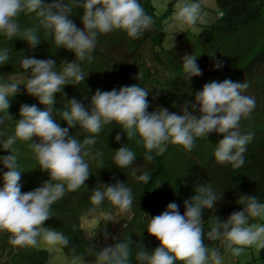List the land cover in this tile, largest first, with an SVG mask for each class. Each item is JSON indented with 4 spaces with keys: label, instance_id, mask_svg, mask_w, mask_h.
<instances>
[{
    "label": "clouds",
    "instance_id": "9594fccd",
    "mask_svg": "<svg viewBox=\"0 0 264 264\" xmlns=\"http://www.w3.org/2000/svg\"><path fill=\"white\" fill-rule=\"evenodd\" d=\"M83 8V29L69 18L73 10ZM174 19L183 25L195 26L203 18L200 2L178 0ZM21 14H35L39 27L45 30V37L52 36L55 45L75 53V61L65 62L60 71L56 70L54 59H36L23 57L21 68L28 73L27 82L0 84V126L13 120L9 114L10 98L20 93L21 86L28 95L38 98L46 106L40 110L35 105L24 104L20 108V119L15 121L14 134L6 139L0 138V146L10 154L0 156V163L7 169L3 172V186L0 187V231L10 233V243L19 247L35 248L42 241L47 245L68 247L70 239L63 233L44 227V222L53 217L52 206L60 201L66 192H76L85 187L92 175L90 164L85 157L100 160L102 152H95V137L104 126L115 123L126 134L128 141L143 143L146 152L144 159L154 162L163 155L167 144L178 145L191 152L196 140L204 139L210 133L222 134L216 145L214 156L217 163L231 165L240 169L245 164L247 145L252 140L251 133L240 131V121L249 118L256 102L245 95L249 85L244 82L211 81L195 93V103L189 102L181 109L182 114L170 113L167 108H158L149 112L148 96L150 90L133 85L123 86L117 91L96 90L91 96L90 110L75 98L67 99L63 91L66 85L84 83L86 73L79 63L94 60L98 36L122 30L133 39H139L144 32L155 25V18L147 14L138 0H0V35L8 40L18 37L28 42L34 49L40 44L38 27L21 29ZM197 55L185 54L183 59L184 79L201 76L196 62ZM10 49L0 50V66L8 64ZM216 61L215 68H222ZM89 74H87L88 77ZM139 78V76H138ZM61 94L66 102L64 108L56 109V94ZM155 98V97H154ZM198 111V115L193 114ZM55 113V116H54ZM56 115L67 122L61 127ZM79 128L89 135L82 141L75 135H69V129ZM7 135L0 130V137ZM39 142H33V138ZM116 141L121 140L117 133ZM17 140L27 143L35 153L40 169L49 174V180L33 191L22 192L21 171L18 163L19 151L15 147ZM136 153L128 146L120 147L113 158L119 169L130 168L135 164ZM102 164V160H100ZM135 175V169L133 170ZM151 177L147 172L139 176L145 183ZM92 191L90 201L95 212L107 201L121 213L128 212L134 202L132 189L126 183L102 184ZM195 195L184 201L185 212L181 215L175 202L167 205L161 214L149 219L147 231L160 241V246L149 252L141 246L135 259L139 264H223L220 248L209 247V241L219 240L226 251L239 256L244 248L256 246L264 248V226L250 223L257 218L264 219V203L257 196H240L242 211L232 213L224 221L213 216L210 230L205 237L204 209H215L222 199L210 184L196 186ZM107 238V235L105 236ZM73 253V264L81 257ZM89 255L97 257L99 264H131L132 247L130 239L118 242L115 246H106L98 252L88 249Z\"/></svg>",
    "mask_w": 264,
    "mask_h": 264
},
{
    "label": "trees",
    "instance_id": "16d2710c",
    "mask_svg": "<svg viewBox=\"0 0 264 264\" xmlns=\"http://www.w3.org/2000/svg\"><path fill=\"white\" fill-rule=\"evenodd\" d=\"M174 1L169 0L168 6L157 13L151 0H138L147 14L155 18L153 28L145 31L139 39L130 38L122 30L99 35L92 63L76 61L86 73L84 83L66 85L63 91L68 100L75 98L90 110L91 96L97 89L102 92L113 89L119 91L123 86L137 85L150 90V113L158 108H167L170 113L182 114L181 109L186 101L189 102V112H192L195 93L201 91L206 83L214 80L223 82L225 79L246 82L249 87L244 94L253 97L256 106L249 118L240 121V131L253 136L244 154L245 164L240 169H233L231 165L216 162L215 148L223 135L215 132L207 138H198L191 152L168 143L164 154L157 156L155 152L151 153L155 159L149 162L144 159L146 149L143 143L128 141L126 134L115 123L104 126L95 137L93 149V154L103 153L100 158L102 164L100 160H92L91 156L85 157L92 172L85 187L76 192H66L52 206L53 217L43 225L70 239L68 247L59 245L68 259H73L71 249L74 247L76 255L82 260L95 261L97 257L88 254L90 247L98 252L103 247L115 246L118 242L130 239L131 264H139L135 256L141 246L149 252L160 246V241L147 231L149 219L165 211L171 202L179 206L183 215L184 201L196 194V186L210 184L218 196L222 194L215 209L203 210L205 237L213 216L226 221L232 213L244 207L239 204L240 196H257L260 202H264V0H215L216 16L213 20L199 24L198 31L186 28L178 32L174 45L166 48L163 46L167 34L165 26L174 19H167L172 13ZM51 2L44 0L46 4ZM83 14V8H77L69 16L80 29L84 27ZM19 23L22 30L38 27L41 42L33 49L23 39L16 37L8 40L0 35V50L10 49L8 64L0 66V84L12 81L26 84L31 70L27 73L21 68L23 57L54 59L57 71L62 69L65 62L75 61L74 52L59 49L52 36L45 37V30L39 27L35 14H21ZM194 51L200 55L196 62L202 75L186 81L182 57ZM216 61H220L223 67L216 69ZM55 99V108L62 110L66 101L59 93ZM24 104L46 110L38 98L28 95L21 86L20 93L10 98L8 111L13 120L0 126V130L7 133L0 138L6 139L8 135L14 134L15 121L20 119V108ZM55 118L61 127H68L59 115ZM117 133L121 134L119 142L115 139ZM69 135H75L82 141L89 134L77 125L69 129ZM33 142H39L38 138L34 137ZM122 146H128L137 155L135 164L130 168L119 169L114 164L115 152ZM15 147L19 151L18 163L22 172L21 191L29 192L41 187L49 180V174L40 169L36 155L27 143L17 140ZM9 154L0 146V156ZM142 164L144 166L139 168ZM6 171L0 163V176L3 177ZM145 172L151 177L148 183L139 180V176ZM116 181L126 183L132 189L134 202L131 209L121 213L105 201L101 208L90 212L89 209L94 207L90 201L92 191L97 187L103 188L102 184H114ZM117 212L121 215H116ZM87 214H97L99 219L92 226L83 225V218ZM10 235L0 231V264H48L51 256L48 250L14 246L9 242ZM205 243L223 252L219 240L213 242L205 239Z\"/></svg>",
    "mask_w": 264,
    "mask_h": 264
},
{
    "label": "rangeland",
    "instance_id": "374dc122",
    "mask_svg": "<svg viewBox=\"0 0 264 264\" xmlns=\"http://www.w3.org/2000/svg\"><path fill=\"white\" fill-rule=\"evenodd\" d=\"M154 5L155 12H162L167 6L169 0H151ZM188 2H200L202 5V14L203 18L197 22L195 26L183 25L173 19L171 22L167 23L165 26V30L167 34L163 40V46L166 48H170L175 43V37L178 32L184 31L186 28H191L192 31H198L200 26L199 24L207 23L208 20H213L216 16V5L215 0H188ZM178 0L173 2V10L170 16L167 18H174V14L176 12V5ZM166 19V20H167ZM209 22V21H208ZM148 54V53H147ZM144 165L142 164L139 168H142ZM3 186V178L0 176V187ZM264 203V202H261ZM243 207L239 208L237 211H242ZM236 211V212H237ZM116 215H121L120 212H117ZM100 217V216H99ZM97 214H87L83 218V225H93L98 220ZM250 223H254L257 225L264 226V219H255L250 221ZM37 247L44 248L49 251L50 258L48 264H73V259H68L63 251L60 249L59 245H47L44 242H40ZM223 256V264H264V248H259L256 246H251L244 248L239 256H233L231 251H226L223 247V252H221ZM75 264H99L98 260L95 261H87L79 259L75 262ZM211 264V262H209Z\"/></svg>",
    "mask_w": 264,
    "mask_h": 264
}]
</instances>
